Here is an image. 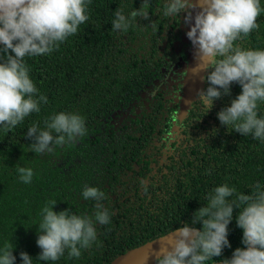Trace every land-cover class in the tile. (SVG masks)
<instances>
[{
    "label": "trees",
    "instance_id": "1",
    "mask_svg": "<svg viewBox=\"0 0 264 264\" xmlns=\"http://www.w3.org/2000/svg\"><path fill=\"white\" fill-rule=\"evenodd\" d=\"M142 2L90 0L89 19L77 34L50 54L25 57L37 95L46 96L47 103L14 128L0 125V247L13 244L15 264H21V252L33 264H110L185 223L202 229L199 222L191 225L193 214L222 184L236 189L229 201L252 194L257 183L264 188V141L229 131L217 118L241 93L238 82L207 113L196 94L181 114L191 50L189 25L181 35L184 13L164 17L167 0H148V19L137 17L127 32L113 31L115 11L123 6L130 16ZM260 6L264 9V0ZM256 22L259 27L236 46L264 50V11ZM6 55L0 52V61ZM179 61L183 65L173 69ZM208 86L204 79L200 90ZM62 111L83 116L87 134L52 152L31 151L27 129L34 124L45 129V121ZM258 116L264 117V102H258ZM20 167L33 170L30 183L20 180ZM85 187H97L103 199H84ZM51 201L57 202L54 211L68 208L93 220L98 204L109 211L110 222L95 223L97 239L79 258L66 250L56 261L37 259L41 210ZM239 211L234 207L228 225L231 247L204 264L223 263L244 247Z\"/></svg>",
    "mask_w": 264,
    "mask_h": 264
},
{
    "label": "clouds",
    "instance_id": "2",
    "mask_svg": "<svg viewBox=\"0 0 264 264\" xmlns=\"http://www.w3.org/2000/svg\"><path fill=\"white\" fill-rule=\"evenodd\" d=\"M88 3L90 0H0V52L7 54L0 61V125L6 130L22 123L31 113L40 112L41 103H47L46 96L37 95L25 57L50 54L77 34L79 26L89 19ZM148 9V0H143L142 6L129 16L121 6L114 13L113 31L127 32L137 17L148 19ZM262 11L260 0H167L163 16L175 19L184 13L183 22L190 26L186 35L198 60L192 75L214 69L201 77L209 82L207 89L197 92L204 113L213 108L215 100L230 93L233 82H238L241 93L217 113V118L228 130L264 141V117L258 116V102H264V50L234 44L259 27L256 21ZM45 124V129L37 124L27 129L34 153L52 152L54 146L74 143L87 134L84 117L76 113L59 112ZM18 172L23 183L32 181L31 168L20 167ZM234 194L236 189L227 184L216 187L206 206L193 214L191 225L199 222L202 229L188 223L178 227L167 244L146 252L145 264L152 257L155 264H204L220 257L224 247H231L228 225L234 207L240 209L236 223L243 231L244 247H237L223 264H264V188L257 183L252 194L240 193L229 201ZM82 196L100 201L104 193L97 187H85ZM56 203L51 201L41 210L36 243L42 251L37 259L56 261L66 250L70 258H79L81 250L97 239L95 223L110 222L109 211L101 210L98 204L93 220L72 214L68 208L54 211ZM13 248L12 243L0 247V264H15ZM20 257L21 264H33L27 252H21Z\"/></svg>",
    "mask_w": 264,
    "mask_h": 264
},
{
    "label": "water",
    "instance_id": "3",
    "mask_svg": "<svg viewBox=\"0 0 264 264\" xmlns=\"http://www.w3.org/2000/svg\"><path fill=\"white\" fill-rule=\"evenodd\" d=\"M197 63L198 60L197 57L195 56V49L191 43L189 62L184 79V91L182 95L181 114H184L186 112V110L190 105V102L194 99L195 95L201 89V86L203 84L204 79H202L201 77H205L207 70L201 71L199 75H195V76L192 75V72L194 71V69L192 68H194ZM196 229L199 230L200 228H196ZM176 230L177 229H174L138 247L129 249L125 253L116 257L110 264H145L144 257L146 255V252L149 249H159L161 246L167 244L168 239L175 233ZM147 264H155V258L154 257L150 258L147 261Z\"/></svg>",
    "mask_w": 264,
    "mask_h": 264
},
{
    "label": "rangeland",
    "instance_id": "4",
    "mask_svg": "<svg viewBox=\"0 0 264 264\" xmlns=\"http://www.w3.org/2000/svg\"><path fill=\"white\" fill-rule=\"evenodd\" d=\"M183 15H184V14H183ZM180 27H181V30H182V34H181V35H183V33H185V30H186L187 25L183 23V24H181ZM183 43H184V40H183V36H182V37H180L179 40H178V43H177L178 48H179ZM188 49H189V48H188ZM182 65H183V64H181V61H179L178 63H176V64L174 65L173 69L178 70ZM184 66H185V62H184Z\"/></svg>",
    "mask_w": 264,
    "mask_h": 264
}]
</instances>
